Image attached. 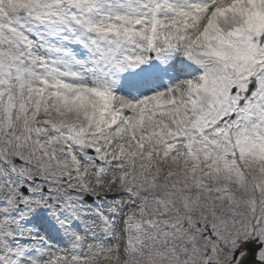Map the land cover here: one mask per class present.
Returning a JSON list of instances; mask_svg holds the SVG:
<instances>
[{
    "label": "snow or ice",
    "instance_id": "obj_1",
    "mask_svg": "<svg viewBox=\"0 0 264 264\" xmlns=\"http://www.w3.org/2000/svg\"><path fill=\"white\" fill-rule=\"evenodd\" d=\"M0 264H264V0H0Z\"/></svg>",
    "mask_w": 264,
    "mask_h": 264
}]
</instances>
